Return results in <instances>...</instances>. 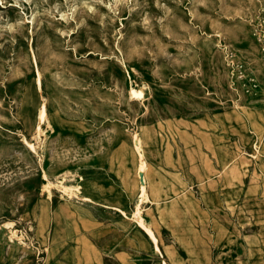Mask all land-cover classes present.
I'll list each match as a JSON object with an SVG mask.
<instances>
[{
	"label": "rangeland",
	"instance_id": "374dc122",
	"mask_svg": "<svg viewBox=\"0 0 264 264\" xmlns=\"http://www.w3.org/2000/svg\"><path fill=\"white\" fill-rule=\"evenodd\" d=\"M260 34L264 0H0V264H264Z\"/></svg>",
	"mask_w": 264,
	"mask_h": 264
},
{
	"label": "crops",
	"instance_id": "0c3cea01",
	"mask_svg": "<svg viewBox=\"0 0 264 264\" xmlns=\"http://www.w3.org/2000/svg\"><path fill=\"white\" fill-rule=\"evenodd\" d=\"M159 188H160L159 191L154 194L155 197L153 198V200L150 201V203H152L153 205H155L157 207V211H158L157 217L154 216L153 212H150L151 221L148 222L145 218L147 224H149L152 227V229L157 234V236H158V228L156 226V221H155L154 217L163 223H168V222L178 218L179 212L182 209H184L189 204V202L192 203V201H193V198H191L190 196H189L190 198L189 197L188 198H180V195L184 194V193H182V190L181 191L180 190H174V189L165 190L161 186ZM178 202H180V203H178ZM82 220H86L89 223V221L84 217V215L77 212V213H74V217L68 218L67 228H64V226H62L64 228L62 233L65 236L72 235V234L75 235V237L78 241L77 247H78V252H80V255L82 252L83 243H86V244L92 246L85 239V237L83 236L84 234H82L81 225L83 226V224L80 223V221L82 222ZM76 227H77V229H76ZM90 227H91V224L89 223L88 226L84 227V228L89 229ZM66 229L68 230V233H65ZM154 244H155V242H154ZM191 244H192V240L188 241V245H191ZM158 245H159V237H158ZM159 248H160V246H159ZM155 249L157 250L156 244H155ZM159 252L162 254L161 249ZM168 254H169V256H171L172 260L177 261L175 259L177 257L174 255V253L171 254L170 250H166V254L163 253L162 256L164 257V256H167ZM100 259H101V255H100ZM95 261H97V260H95ZM165 262L170 264L167 260H163L162 264H165Z\"/></svg>",
	"mask_w": 264,
	"mask_h": 264
},
{
	"label": "bare ground",
	"instance_id": "6f19581e",
	"mask_svg": "<svg viewBox=\"0 0 264 264\" xmlns=\"http://www.w3.org/2000/svg\"><path fill=\"white\" fill-rule=\"evenodd\" d=\"M132 93L137 95V94H138V91H137L136 89L133 88V89H132ZM40 111H41L40 114L42 115V114L44 113V107H42ZM136 216H137V218L140 220L139 212H137ZM148 231H149L150 235L152 236V238H153L155 241H157L156 236H155L154 232L152 231V229H151V228H148Z\"/></svg>",
	"mask_w": 264,
	"mask_h": 264
},
{
	"label": "built area",
	"instance_id": "2783aa9c",
	"mask_svg": "<svg viewBox=\"0 0 264 264\" xmlns=\"http://www.w3.org/2000/svg\"><path fill=\"white\" fill-rule=\"evenodd\" d=\"M260 40H262L264 42V36L260 34L259 36Z\"/></svg>",
	"mask_w": 264,
	"mask_h": 264
}]
</instances>
